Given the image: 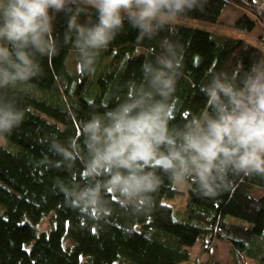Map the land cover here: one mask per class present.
Here are the masks:
<instances>
[{
	"label": "trees",
	"instance_id": "obj_1",
	"mask_svg": "<svg viewBox=\"0 0 264 264\" xmlns=\"http://www.w3.org/2000/svg\"><path fill=\"white\" fill-rule=\"evenodd\" d=\"M226 5L255 18L258 13L254 0H200L198 7L179 16L216 23ZM96 19L95 9L87 8L78 22ZM172 25L174 34L166 27L152 39L140 40L138 30L125 20L123 29L99 52L95 71L89 74L78 64L74 37L64 40L67 17H57L53 36L58 55L51 60L38 57L42 74L23 86L27 91L8 93L27 111L23 123L3 137L6 144H0V264H185L191 262L186 249L200 238L209 245L213 240L226 243L234 264L244 259L264 264V177H233L229 190L204 197L191 182L174 185L161 173L162 184L150 213L129 215L108 193L114 212L98 227L70 207L57 188L58 181L83 183L80 160L75 176L45 163L60 159L49 151L46 140L52 137L65 145L75 139L85 147L82 123L94 111L102 114L115 107L130 81L142 82V65L155 62L162 39L167 37L182 49L170 127L209 110L202 87L210 72L246 70L264 53L240 39ZM235 26L252 30L254 23L243 17ZM259 39L264 44L261 27ZM181 195L187 199L185 208L165 204ZM44 222L46 229L41 228Z\"/></svg>",
	"mask_w": 264,
	"mask_h": 264
},
{
	"label": "clouds",
	"instance_id": "obj_2",
	"mask_svg": "<svg viewBox=\"0 0 264 264\" xmlns=\"http://www.w3.org/2000/svg\"><path fill=\"white\" fill-rule=\"evenodd\" d=\"M200 5V0H0V137H6L25 119L9 91L39 77L38 57L58 55L53 36L60 14L67 17L64 40L74 37L80 68L95 71L99 52L123 29L124 21L152 39L172 21ZM87 8L95 22L81 24ZM155 62L145 61L143 80L130 81L128 91L113 108L94 111L82 123L84 148L75 140L67 145L52 137L49 151L59 160H46L76 175L83 164V183L57 182L65 202L95 223L106 224L114 212L111 193L119 208L133 216L150 213L162 175L174 185L188 182L204 197L230 189L233 177H264V53L245 70L209 73L203 85L209 110L170 127L172 98L182 74V49L167 37L159 44Z\"/></svg>",
	"mask_w": 264,
	"mask_h": 264
},
{
	"label": "rangeland",
	"instance_id": "obj_3",
	"mask_svg": "<svg viewBox=\"0 0 264 264\" xmlns=\"http://www.w3.org/2000/svg\"><path fill=\"white\" fill-rule=\"evenodd\" d=\"M243 17L254 23L252 30L237 28L235 24ZM172 24L190 27L196 30H203L217 35H225L231 38L240 39L248 44L260 48L264 51V44L260 41V25L255 16L243 9L226 5L216 23H210L203 20H193L178 16L171 22ZM6 144L3 137H0V144ZM3 146V145H0ZM254 195L259 196V190H254ZM183 197H185V202ZM186 196H177L175 199H168L165 204L177 209L185 208ZM174 209V208H173ZM175 211V209H174ZM176 212V211H175ZM179 218L176 217V220ZM47 223L41 226L46 229ZM191 257V262L185 264H234V260L230 254L229 246L220 240H213L208 244L207 239L200 238L196 244L186 249ZM241 264H256L253 261L244 259Z\"/></svg>",
	"mask_w": 264,
	"mask_h": 264
},
{
	"label": "built area",
	"instance_id": "obj_4",
	"mask_svg": "<svg viewBox=\"0 0 264 264\" xmlns=\"http://www.w3.org/2000/svg\"><path fill=\"white\" fill-rule=\"evenodd\" d=\"M254 2L258 11L256 18L260 23L261 31L264 33V0H254Z\"/></svg>",
	"mask_w": 264,
	"mask_h": 264
}]
</instances>
